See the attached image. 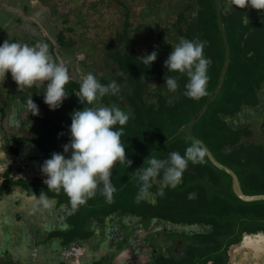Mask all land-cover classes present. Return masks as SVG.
<instances>
[{
  "label": "trees",
  "instance_id": "obj_1",
  "mask_svg": "<svg viewBox=\"0 0 264 264\" xmlns=\"http://www.w3.org/2000/svg\"><path fill=\"white\" fill-rule=\"evenodd\" d=\"M121 4L126 8L124 2ZM240 4L241 0H193V5L187 3L180 9L175 4L176 18L171 22L175 42L180 38L204 41V55L211 58L207 95L199 99L183 94L187 78L179 73H169L178 77L180 86L176 93L167 92L163 62L172 46L168 45L164 51L151 48L157 52L156 60L150 66L142 63L130 35L129 10L125 9L116 42L109 43L110 50H106L112 67H107V72H98L102 84L115 80L121 88L119 96H105L99 103L107 106L115 103L132 113L121 136L132 164L126 168L117 163L111 170L117 191L113 200L106 202L108 211L128 212L135 208L138 186L133 171L142 166L147 156L165 158L171 151L183 155L196 140L236 174L243 193L264 194V140L249 139L253 133L251 126L234 123L238 115L259 106L264 90V9ZM67 36H58L61 45L81 47V42ZM155 80L157 84L152 89L150 84ZM64 87L69 97L66 105L69 121L63 126L67 131L71 113L83 105L75 94L80 84L68 82ZM29 95L21 93L16 98H35L33 93ZM198 145L203 153L199 162H189L182 183L175 189L166 188L156 202L157 206L176 210L164 212L170 219L183 218L209 225L208 245L216 252L237 242L242 233L264 230V200L239 198L233 191L231 175L214 165L203 146ZM189 193H195V198L189 199ZM92 198L97 204L106 201L99 189ZM260 247L264 250V246ZM190 254L191 260V249Z\"/></svg>",
  "mask_w": 264,
  "mask_h": 264
},
{
  "label": "flooded vegetation",
  "instance_id": "obj_2",
  "mask_svg": "<svg viewBox=\"0 0 264 264\" xmlns=\"http://www.w3.org/2000/svg\"><path fill=\"white\" fill-rule=\"evenodd\" d=\"M47 5L49 7H44L40 0H0V25L6 16H14L12 23H18L19 28L11 34L0 30V41L47 43L54 59L63 62L68 70L71 67L70 62L66 63L67 55L78 50L60 44L58 36L68 34L55 25L52 6ZM30 10H34V17L30 16ZM45 14L49 18L42 21L41 15ZM52 28H58L56 34L53 33L54 40L50 38ZM73 63L80 65L78 61ZM88 72H92V67L82 65L76 75L69 74L68 82L80 84ZM29 90L19 89L10 73L0 80V98H3L0 103V264H115L116 259L109 258L110 252L126 245L142 257L140 262L131 264H172L184 260L187 264H264V250L255 249L258 253L255 254L251 249L241 248L239 252L243 254H236L237 243L247 232L242 233L237 242L212 252L207 239L211 231L209 225L201 221L187 222L183 218L170 219L164 212L172 209L161 208L158 202L143 209L141 214L134 208L128 212L123 209L110 212L106 208L107 201L97 204L93 198L73 208L62 190L55 192L46 187V177L41 171L43 161L50 158L52 152H62V145L70 139L69 129H63L69 121L66 108L69 97L59 108L50 110L43 101L42 86L34 85ZM21 93H33L38 115L28 112V98H16ZM12 110L14 117L10 125H6V114ZM20 128L28 130L30 135H21ZM155 208L160 213H155ZM180 225L189 229L178 227ZM99 228H110L113 235L119 237L114 240V248L106 253L101 246L106 235ZM96 248L103 252L92 258ZM84 249L87 259L81 263L82 256L74 261V255L81 256Z\"/></svg>",
  "mask_w": 264,
  "mask_h": 264
},
{
  "label": "clouds",
  "instance_id": "obj_3",
  "mask_svg": "<svg viewBox=\"0 0 264 264\" xmlns=\"http://www.w3.org/2000/svg\"><path fill=\"white\" fill-rule=\"evenodd\" d=\"M246 5L264 9V0H241L240 6ZM204 47V41L187 38H180L171 47L163 62L167 70L163 83L167 92L176 93L180 86L178 77L169 73H179L187 78L185 96L199 99L207 95L211 58L204 55ZM141 58L144 65L150 66L156 60L157 52L153 50ZM6 73L11 74L19 89L42 86L43 101L50 110L59 108L68 95L64 87L69 81L68 70L63 62L54 59L47 43L0 42V80ZM120 92V85L115 80L102 84L96 74H84L79 91L75 93L83 107L71 113L70 139L62 145V152H52L41 164L46 187L55 192L62 190L73 208L85 204L98 189L106 201L111 202L117 191L111 170L117 163L126 168L132 164L126 156L125 144L121 142L123 126L132 113L115 103L110 106L99 103L103 97L119 96ZM31 97L27 100L28 112L38 115L39 107ZM168 102H172V97ZM85 104L89 106L85 107ZM202 154L198 143L193 142L183 155L171 151L165 158L147 156L142 166L133 171L138 186L136 203L145 201L154 205L156 197H162L166 188L175 189L182 183L189 162H199ZM193 198L195 193H189V199Z\"/></svg>",
  "mask_w": 264,
  "mask_h": 264
},
{
  "label": "rangeland",
  "instance_id": "obj_4",
  "mask_svg": "<svg viewBox=\"0 0 264 264\" xmlns=\"http://www.w3.org/2000/svg\"><path fill=\"white\" fill-rule=\"evenodd\" d=\"M40 2L44 7L48 6L47 4L53 5L52 19L55 21V25L61 27V29L63 28L76 41L81 42V47L77 48L78 52L67 55L69 59L66 63L70 62L69 67H71L68 69V73L76 75L79 67L82 68V65L88 64L92 67V73L96 74L98 80L100 77L98 72L105 70L107 72V67H112L108 63L109 56L107 57L106 50H110L109 43L116 42V36L122 29V23L125 19V9L129 10L128 19L131 22L130 35L134 38L136 53L142 57L150 53L151 48L164 51L168 45L174 47L177 44L173 38L175 34H173L174 31L171 25V22L176 18L175 10L177 6L180 9L182 6H186L187 3L193 5V0H40ZM121 2L125 3L126 8ZM30 12V16L34 17V10H30ZM14 18V16H6L4 23L0 25V30H3L4 33L10 32V34L17 31L19 29L17 27L18 23H12ZM48 18L49 15H41L42 21H47ZM1 19L4 20L3 18ZM57 30L52 28V33L50 32L52 40H54L53 33L55 35ZM158 30L161 32L160 34ZM74 61H78L80 65H74ZM156 84V80L152 81L150 87L153 89ZM1 102H3V98H0ZM259 102L260 104L257 108L251 111H244L243 114L238 115L234 120L236 124H248L251 126L253 133L249 139L264 140V90H262ZM13 112L14 110L7 112L6 125H10L14 117ZM188 129L190 131V126ZM27 131L20 128L18 132L21 135L24 133L30 135ZM150 206V203L141 201L140 203H136L134 211L141 214L143 209ZM154 210L155 213H160L159 210ZM98 230H104V234L106 235V240L101 245L103 247L102 250L104 249L105 253L106 251H111L115 246L114 240L119 237L113 235L114 232L110 228H99ZM138 234L140 236L143 235L142 232H138ZM247 248L251 249V252L253 251L254 253L256 247L254 244H249ZM98 252L102 253L103 251L100 248L97 251L96 248V254L93 253L92 258L99 254ZM236 252H238L236 254L239 256L243 254V251ZM255 254L258 253L255 251ZM82 256L84 257L81 263L88 257L86 249H84L81 256L75 254L74 261H78ZM109 258L116 259L115 264H131L133 262H140V259H142L139 252L127 247V245L119 250L113 249L109 254Z\"/></svg>",
  "mask_w": 264,
  "mask_h": 264
},
{
  "label": "water",
  "instance_id": "obj_5",
  "mask_svg": "<svg viewBox=\"0 0 264 264\" xmlns=\"http://www.w3.org/2000/svg\"><path fill=\"white\" fill-rule=\"evenodd\" d=\"M196 143L201 144L204 148V150L206 151L207 155L209 156V158L211 159V161L213 162L214 165H216L218 168L225 170L226 172H228L231 177H232V182H233V191L236 193V195L241 198L244 201H257V200H264V194H245L241 191L240 188V183L238 181V178L236 176V174L227 166L221 164L220 162H218L213 155L211 154V152L209 151V149L207 148L206 145H203V143L200 140H196ZM194 226L191 229H194ZM198 226V225H197ZM180 228H184L186 227V225H180L178 226ZM187 228V227H186ZM189 229V228H187ZM197 229V228H196ZM195 229V230H196ZM238 245L236 246V251H239L241 248H247L249 244H254V246L256 247L255 249H259L261 250L260 246H264V231H257V232H253V233H245L240 242L237 243ZM238 253V252H236Z\"/></svg>",
  "mask_w": 264,
  "mask_h": 264
}]
</instances>
